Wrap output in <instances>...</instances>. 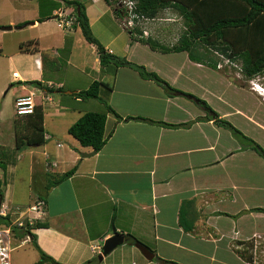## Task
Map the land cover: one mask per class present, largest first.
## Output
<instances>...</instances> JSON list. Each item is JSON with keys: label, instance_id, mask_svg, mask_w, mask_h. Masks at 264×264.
<instances>
[{"label": "crops", "instance_id": "0c3cea01", "mask_svg": "<svg viewBox=\"0 0 264 264\" xmlns=\"http://www.w3.org/2000/svg\"><path fill=\"white\" fill-rule=\"evenodd\" d=\"M92 2L102 4L101 13L92 3H85V9L93 33L105 49L157 72L183 92H171L157 81L143 78L130 66H102L97 46L88 43L80 27L64 31L58 24L51 25L59 11L72 8L64 1L61 4L65 7H54L50 14L40 3L36 11L31 6V15L0 21V25L30 21L26 25L37 32L36 38L29 41L32 45L20 46L10 56L29 63L23 73L17 70L27 77L25 81L39 80L47 87L52 81L46 78L55 72L58 76L60 65L53 61L63 57L61 51L69 52L71 68L75 69L72 77L59 81L61 89L47 91V101L43 97L41 101L39 87L22 84L15 89L16 99L37 91L35 98L39 95L38 104L44 111L45 133L51 138L21 150L16 162L3 163L2 202L11 205L15 200L18 206L12 209H18L37 199L45 201L43 212H32L31 216L47 226L34 228L33 233L39 247L61 264H86L99 254L100 249L94 251L93 246L102 247L114 231L126 238L136 237L139 244L154 253V258H146L137 243L126 240L100 264H161L157 256L181 264H264V211L257 210L264 208V158L248 146L249 142L215 121L217 114L228 121L230 116H242L238 117L239 124L230 122L264 146L263 100L255 97L257 106L244 108L242 100L233 97L231 110L221 107L231 88L232 93L239 91V97L244 93L245 99H252L258 92L251 85L247 90L226 78L218 67L195 63L186 51L188 58L179 64L164 60L161 57L175 56L177 52L164 53L132 40L105 0ZM105 16H110L114 27L109 25V33L101 34L94 27ZM143 32L150 34L149 30ZM44 38H48L46 45L38 47ZM74 46L91 48L95 54L92 62L84 49ZM204 69L206 76H200L198 72ZM221 79L226 88L210 101L209 95L214 97L210 82L215 84ZM94 80L102 83L101 96L122 116L107 112L106 133L110 135L100 151L82 146L68 130L85 112L106 111L100 100L89 98L97 102L86 103L75 95ZM46 111L50 114L46 115ZM128 116L154 121L125 119ZM16 118L15 113L13 123ZM12 135L14 138L15 130L7 137L1 133L2 145L11 144ZM36 154L42 158L37 159ZM47 158L57 161L58 166L48 169ZM75 166L73 174L48 188L57 175ZM101 241L103 244H98ZM25 243L40 255L32 238H21V245ZM112 254L117 256L110 259Z\"/></svg>", "mask_w": 264, "mask_h": 264}, {"label": "trees", "instance_id": "16d2710c", "mask_svg": "<svg viewBox=\"0 0 264 264\" xmlns=\"http://www.w3.org/2000/svg\"><path fill=\"white\" fill-rule=\"evenodd\" d=\"M113 10L114 15L123 21L127 15L124 7L120 6L116 0H105ZM136 6L134 13L137 15L133 18L134 25L124 26L131 35L132 40L141 41L150 46L153 50H159L164 53L170 52H188L189 57L198 62L206 64L212 68H217L219 62L215 54L221 52L229 56L234 61H241V69L246 77H252L264 71V0H135ZM66 5L74 6L77 15L78 24L82 33L89 44L97 46L102 66H109L115 69L118 66H130L139 71L140 75L146 79H153L158 83L166 86L171 92H183L173 87L168 81L163 79L157 72L151 71L146 66L129 61L126 57L111 54L108 49L100 43L93 33L90 25L89 17L86 13L85 5L78 0H66ZM80 7V11H78ZM175 8L183 17L186 25L185 32L181 35L177 44L167 46L154 40L149 35L145 36L143 30L135 24L137 18H156L162 9ZM201 44L205 50H199L197 46ZM23 46V45H21ZM21 84H30L49 91L50 89L39 80L19 81ZM101 84L99 80H94L86 89L75 93L78 97L84 99L95 98L103 102L106 111H87L77 121L69 127V133L76 138L82 146H90L95 151H100L106 144L109 135L106 133L107 112H112L118 118L122 116L114 110V108L104 100L100 94ZM12 86V85H10ZM63 92V90H60ZM189 94V93H186ZM195 97V96H193ZM197 99V98H196ZM200 102H204L198 99ZM17 114V113H16ZM217 118L215 121L221 125L231 129L238 138H246L248 146L254 149L260 156L264 158V147L254 139L244 135L237 127H235L227 119ZM125 119H141L145 121L154 120L142 116H128ZM15 138L16 146L22 148L24 146H33L43 144L45 139L44 128V111L37 104L33 113L18 115L15 119ZM169 126L175 124L165 123ZM112 133V132H111ZM244 140V139H243ZM245 146V145H244ZM247 146V145H246ZM3 154V153H2ZM2 167L4 162L1 161ZM75 167L71 170L57 175L50 181L48 188L53 184H58L68 178L75 171ZM0 181V197L3 201L4 192ZM264 211V208H257ZM180 211V219H181ZM12 221L10 215L0 216V224L9 225ZM47 226L45 222L36 221L32 225L26 224L22 227H14L15 236L18 238L32 237V242L39 249L42 261L48 260L53 264H61L54 258L46 254L38 245L37 235L33 233V229L37 227ZM127 240L131 244L139 243V240L127 235ZM161 264H181L175 261L156 257ZM98 256L90 260L86 264H100Z\"/></svg>", "mask_w": 264, "mask_h": 264}, {"label": "rangeland", "instance_id": "374dc122", "mask_svg": "<svg viewBox=\"0 0 264 264\" xmlns=\"http://www.w3.org/2000/svg\"><path fill=\"white\" fill-rule=\"evenodd\" d=\"M61 1H64V3L66 4V0H61ZM61 1L59 0H0V21L4 22L8 18H15V17H16V20H19V15H31L33 13V9L34 11H36L40 3L42 5V8L45 10V12H47V14H50L51 10L54 7L55 8L59 6H61V8L65 7L63 3L61 4ZM78 1H80L83 5H85V3H90V4L92 3L93 5L96 6L97 9H99V13L102 12L101 3L96 4V3H93L92 0H78ZM116 1L120 6H122V8L124 7L125 12H126L125 15H127L125 18H123L122 25L126 27L131 26L129 25L130 14L128 11L129 10L128 7L121 0H116ZM31 6H33V9ZM70 7H72L73 9L66 8V9H63L62 11H65V13L73 14V11H75L74 10L75 7L71 5ZM106 15H113V14L108 13ZM56 16L54 17V20H52L51 22L52 26H55V24H58ZM137 19L138 21L135 22V24L138 25L141 28V30H144V29L149 30V33H150L149 36L151 38L167 46H172L174 44H177L181 35L186 30V25H185V21L183 17L180 15L179 11H177L175 8H172V7L162 9L156 18L150 19V18L140 17ZM29 22L30 21H24V22L21 21L20 23L12 24L13 29L11 30L0 29V111L2 110V113L0 114L1 116L0 134L4 133V137L8 136V132L13 133L15 130V124L13 123V119L16 113V97H15L14 91L17 88L20 89L22 84L19 81L27 80V77L26 78L22 77L17 70L23 73L24 70L29 66V63L25 59L17 58L15 56L13 59H11L10 56H13L15 52L20 48L21 45H23L24 48L32 45L33 42H29V41L33 40L34 37L36 38L37 32L33 27H28ZM26 23H28L27 24L28 26L26 25ZM24 25L26 26L24 27ZM109 25L112 26V28L114 27V24L110 16H105L100 21V23H97V25H95L94 29L98 33L108 34L109 28H110ZM0 26H7V25H0ZM47 41H48V38H44L42 40V43L41 42H40L41 44L39 43L38 47L42 48V46L46 45ZM85 46H74V47L77 50L84 49L87 54V57L92 62L95 54L94 52H92L91 48L89 47L86 48ZM197 48L199 50L206 49L201 44H199ZM68 54H69L68 51H66V53L61 51V55L63 57L61 59H57L53 61V63H55L56 65H60V70L58 71V76L56 72L52 73L50 75V78H46L47 81L51 80L57 86L59 81L61 83V81L64 80V77L70 78L75 74V72H73L75 71V69L71 68L72 61H69ZM185 55H186V52L184 53L177 52V55L175 56H167V57H161V58H163L164 60L171 61V62L174 61V62H177V64H179L183 60L188 58ZM215 57L217 61L219 62L218 69H217L219 73H221L228 79H234V81H237L240 84V86H242L243 88H247L250 85L253 86L254 90L262 95V98H261V96H258L259 95L258 93L254 92L257 96L254 95L252 99L251 98L245 99L244 93H242L241 97H239L237 93L239 91L232 93L231 91L234 89L231 88L227 90V94H226L227 100L225 101V103L221 101L222 110L224 109L231 110V106L229 105V103L234 104V102L232 101V99L234 98H236L237 100H242L244 108L256 107L257 102L255 101L256 100L255 97H257L260 102L262 100L264 102V91H263L264 90V71H262L258 75L252 76V78L246 77L243 74L242 69H241L242 67L241 61H234L229 56H226L219 51L216 52ZM194 62L196 63V61ZM204 65L208 67V65L206 64ZM15 70L18 72L16 77H14L13 75V72ZM204 73L206 76V69L198 72L200 76H203ZM208 76H211V74ZM213 79L214 78H212V80ZM212 80L210 82V88L212 91H214V97L213 95H209L208 99L210 101L211 99H214L215 97H217V94H221L223 90L226 88V85H224V80L222 79L217 80L215 84H213ZM234 81L233 83H235ZM242 87L240 88L241 91H243ZM62 90L64 91L65 89H62ZM39 92L40 94H44V91L42 88L39 89ZM35 94H37V91L35 92ZM62 94L63 93H60V95ZM37 96H38L37 99L34 98L35 104H37L40 101L39 95ZM42 97L43 96H41V101H42ZM85 102L86 103L97 102V100L88 98V99H85ZM97 112H100V111H97ZM47 114H50V111H46V115ZM238 117H242V116L237 115L236 118L234 116H230L229 120L230 121L232 120L233 122H236L237 124H239ZM218 118H220V116H218ZM222 127H225L230 132H232L231 129L228 128L227 126L222 125ZM239 130L243 133L241 128H239ZM12 138H13V135H12ZM14 138L12 139V142L9 145H4V144L2 145V141L0 140V168H1L0 173L3 170L1 166L2 165L1 161L16 162L20 156L21 150H23L24 148H27V146H24L22 148L17 147L16 138H15V141H14ZM261 138L260 139L264 142V136H262ZM241 139H244V142H248L245 140L246 138L241 137ZM62 145L63 143L61 144L58 143V146H62ZM36 158L41 159L42 157L36 154ZM45 163H46V167L50 169L51 165L49 164L48 158L46 159ZM52 165H54L53 167H57L58 162L53 161ZM14 193L19 196V194L15 190H14ZM19 198L21 199L22 196H19ZM10 200H12V198ZM16 203L17 202L15 200H12L11 205L9 203H7L6 205L10 206V208H14L18 206L16 205ZM29 237L32 238L31 236ZM98 244H103V241L99 242ZM13 246H14V250L12 252V264H53L51 261H48V260L42 261L41 256L37 253V251L34 249V247L30 243H25L21 245V239H19L16 236L13 237ZM116 256H117L116 254H112L110 259L115 258Z\"/></svg>", "mask_w": 264, "mask_h": 264}, {"label": "built area", "instance_id": "2783aa9c", "mask_svg": "<svg viewBox=\"0 0 264 264\" xmlns=\"http://www.w3.org/2000/svg\"><path fill=\"white\" fill-rule=\"evenodd\" d=\"M121 1H123L129 9L128 11L131 17L129 23L132 24L133 18L137 16L133 11L136 6V1L135 0H121ZM56 18L58 24L60 25V27H62L64 31H70L73 29L75 25L78 24L77 15L74 11L73 14L65 13V11H60L56 16ZM17 74H18L17 71L13 72L14 77H16ZM57 86L60 87L61 84H57ZM49 87H55V85L53 83H49ZM35 97H36L35 92L27 96L18 97L16 99V113L18 115L33 113L35 110V106L38 104V103L37 104L34 103ZM48 98H49L48 96L47 97L45 96L43 97V100ZM45 138L49 139L51 138V136L49 134H45ZM48 161L51 166H54L52 165V162L50 160ZM44 207H45V201L43 199H38L36 203L28 207L18 208V209H12L10 208V206L0 201V216L17 215L15 219H12L9 225H6L4 223L0 224V264H12V252L14 250L13 237L15 236L14 227L26 226L27 223L32 225L35 222V219L31 216V213L32 212L42 213ZM26 215H28V217L24 218V216ZM98 248L100 249V246H96V245L93 246L94 251H96Z\"/></svg>", "mask_w": 264, "mask_h": 264}, {"label": "water", "instance_id": "95a60500", "mask_svg": "<svg viewBox=\"0 0 264 264\" xmlns=\"http://www.w3.org/2000/svg\"><path fill=\"white\" fill-rule=\"evenodd\" d=\"M78 11H80V7H78ZM0 29L2 30H11L13 29L12 25L7 26H0ZM71 92V91H69ZM202 104L206 105V103L201 102ZM212 112V110H211ZM214 114V112H212ZM83 155H90L91 153H82ZM127 238L124 234L119 233L117 231H114V234L110 237H108L105 241L103 246L101 247V251L98 254V257L100 261L104 259L105 256L110 254L116 247H118L121 244H124L126 242ZM138 248L142 251L144 256L148 259L154 258V253L145 245L143 244H137Z\"/></svg>", "mask_w": 264, "mask_h": 264}, {"label": "clouds", "instance_id": "9594fccd", "mask_svg": "<svg viewBox=\"0 0 264 264\" xmlns=\"http://www.w3.org/2000/svg\"><path fill=\"white\" fill-rule=\"evenodd\" d=\"M75 12V11H74ZM131 18V17H130ZM129 25H134V20H133V23L132 24H130L129 23ZM76 26V25H75ZM74 28V27H73ZM110 49H108V51H109ZM109 52H112V50L111 51H109ZM258 75V74H257ZM250 78H252V77H250ZM50 83H53V82H50ZM54 84V83H53ZM55 85V84H54ZM47 87L50 89V90H53V89H61L62 87H63V85L61 84V86L60 87H58V86H56L55 85V87H49V85H47ZM40 89V88H39ZM49 90V91H50ZM43 91H44V94H43V97H47V96H49V92L47 93V91H45L44 89H43ZM44 101H47V99H44ZM46 134V133H45ZM46 139V138H45ZM0 199H1V197H0ZM0 201H2V199L0 200ZM100 251H101V247H100ZM100 251H99V253H100Z\"/></svg>", "mask_w": 264, "mask_h": 264}, {"label": "bare ground", "instance_id": "6f19581e", "mask_svg": "<svg viewBox=\"0 0 264 264\" xmlns=\"http://www.w3.org/2000/svg\"><path fill=\"white\" fill-rule=\"evenodd\" d=\"M257 89V88H256Z\"/></svg>", "mask_w": 264, "mask_h": 264}]
</instances>
